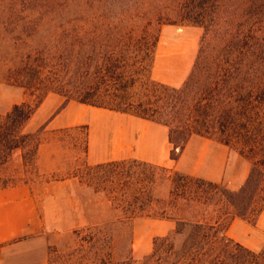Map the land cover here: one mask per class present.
<instances>
[{
	"label": "trees",
	"instance_id": "1",
	"mask_svg": "<svg viewBox=\"0 0 264 264\" xmlns=\"http://www.w3.org/2000/svg\"><path fill=\"white\" fill-rule=\"evenodd\" d=\"M229 2L234 4L226 8ZM168 10L177 20L203 30L192 70L178 88L151 78L158 29L142 27L138 16L84 12L35 21V26L54 23L60 28L62 46L50 54L49 76H42L47 66L40 56H34L33 66L9 71L10 86L30 93L36 104H15L0 114V186L16 184L4 174L16 152L23 168L37 173L39 131L24 129L48 93L65 102L131 114L168 128L174 161L189 138L202 136L237 150L251 163L237 191L136 161L85 168L93 178L104 173L114 199L116 179L122 176L123 206L116 220L128 242L135 220L174 221L171 230L153 239V249L137 264H264V249H248L226 235L234 219L249 222L264 210V0H183ZM222 15L228 19L224 23L217 21ZM41 48L45 46L34 50ZM157 170L171 174L167 196L160 199L153 194ZM190 204L204 211L189 214ZM209 208L213 216L205 212ZM109 233L98 240L113 241ZM100 234L98 229L91 239L97 241Z\"/></svg>",
	"mask_w": 264,
	"mask_h": 264
},
{
	"label": "rangeland",
	"instance_id": "2",
	"mask_svg": "<svg viewBox=\"0 0 264 264\" xmlns=\"http://www.w3.org/2000/svg\"><path fill=\"white\" fill-rule=\"evenodd\" d=\"M182 2L183 0H0V114L14 104H36V99L30 93L10 86L8 79L12 75L9 71L14 66H33L34 56H40L42 64L47 66L42 76L50 75V54L62 46L61 39L57 38L61 29L54 23L35 26V21L41 16H44L43 22L84 12H97L106 16L124 14L128 18L138 16L139 25L142 27L148 25L152 32L158 29L159 40L155 48L151 78L169 87H180L192 70L203 35L201 28L181 22L171 15L169 7L178 6ZM233 4L229 2L225 6L231 8ZM232 11L233 9L229 12ZM220 19L222 23L228 20L223 15L217 21ZM248 37L246 30L245 38ZM261 43H264V36L261 37ZM43 45L44 49L34 50L35 46ZM39 50L42 51L38 52ZM168 56H171L169 60ZM45 98L53 105H58L64 99L53 93H48ZM56 112L58 111L53 114ZM57 138L56 135L50 141L57 144ZM229 150V179L233 177L239 184L229 187L228 182H225L222 186L229 191H237L246 180L251 163L240 156L237 150L230 147ZM12 159V163L4 171L5 178H10L16 184L28 182L33 188L45 223L44 234L52 239L48 248L47 264H137L142 256L153 249V239L167 233L174 226L173 223L161 225L149 218L135 220L132 241L128 242L116 220L120 207L123 206L119 191L122 176L119 175L116 179L118 192L114 199L108 194L110 184L104 173H98L93 178L86 169H81L78 173L82 176V182L78 183L70 177L67 180L60 179V173L39 175L30 168L27 171L20 166L17 157ZM132 170L136 173L141 171L137 167ZM155 173L158 181L153 194L159 199L164 198L168 193V176L171 174L161 170ZM135 180H132L133 187L138 188ZM113 207L118 211H114ZM187 211L189 214H196L204 209L190 204ZM205 212L213 216L211 208ZM98 229L100 237L96 236L97 241H93L91 236L96 235ZM109 230L114 236L113 241H99L103 234H110ZM226 235L248 249H264V210H261L255 220L249 222L234 219L230 222Z\"/></svg>",
	"mask_w": 264,
	"mask_h": 264
},
{
	"label": "crops",
	"instance_id": "3",
	"mask_svg": "<svg viewBox=\"0 0 264 264\" xmlns=\"http://www.w3.org/2000/svg\"><path fill=\"white\" fill-rule=\"evenodd\" d=\"M46 98L24 129L28 133L39 131L36 153L39 175L60 173V179L70 177L79 183L81 169L136 161L214 184L228 182L229 187H234L238 183L233 177L229 179V147L217 141L193 136L174 161L169 130L161 123L75 100L63 99L53 105ZM56 135L57 144L50 141ZM14 157L22 167L20 153L16 152ZM150 220L161 225L174 224L170 219ZM44 228L39 204L28 182L0 186V264H47L52 239L46 237Z\"/></svg>",
	"mask_w": 264,
	"mask_h": 264
}]
</instances>
